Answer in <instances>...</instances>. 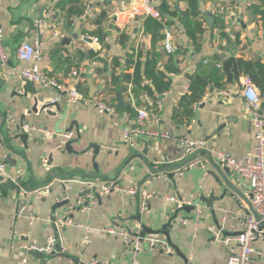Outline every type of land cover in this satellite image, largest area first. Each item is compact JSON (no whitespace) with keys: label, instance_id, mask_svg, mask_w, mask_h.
I'll use <instances>...</instances> for the list:
<instances>
[{"label":"crops","instance_id":"crops-1","mask_svg":"<svg viewBox=\"0 0 264 264\" xmlns=\"http://www.w3.org/2000/svg\"><path fill=\"white\" fill-rule=\"evenodd\" d=\"M51 1L57 10L52 28L41 38L40 66L64 84H69L71 71L77 70L76 88L82 98L70 104L62 93L27 82L16 71L23 66L15 57L16 47L21 41L34 37L33 22L41 19L40 10ZM87 1L92 4L95 17L104 11L99 24L83 16L84 13L70 12L71 6L81 8ZM120 1L0 0L2 41L8 53L6 63L0 64V160L5 163L6 181L16 185L14 190L10 186L0 188V264H39L40 259L23 251L19 245L33 243L44 247L51 237L60 238V248L45 264H69L70 259L81 264H132L133 258L121 237L108 235L102 229L112 225L132 228L138 220L151 230L166 224L174 250L167 254L160 248H146L136 256L138 264H226L232 246L213 243L208 226H214L225 236L238 232L239 215L250 210L246 184L229 169L224 170L226 164L205 151L195 156L203 166L194 165L181 175L176 174L194 159V155L183 154L176 139L204 138L209 144L242 159L254 142L253 126L247 107L235 92L228 100H216L192 109L188 118L183 117L177 107L200 64L213 62L214 54L264 63V0H237L235 4L227 1V9L220 17L210 11L215 0H197L198 17L201 13L205 19L208 14L213 17L211 24L205 20L197 46L186 35L177 16L170 15L172 23L177 25L174 41L179 46L171 55L164 51L161 39L144 30L140 17L135 18L130 31L125 33L127 39L120 42V28L111 21V14ZM156 2L159 7L162 0ZM164 4L168 11L178 13L188 6L185 1L176 0H164ZM226 23L237 24L238 31L234 39H226L220 48V30ZM53 29L61 36H53ZM99 32L108 34L101 43L92 40ZM148 53L156 54L158 67L169 72L170 85L162 93L163 97L156 100L160 101L158 121L149 120L146 125L157 135L135 134L134 145H131L123 139V129L133 124L143 97L138 89L133 94L132 85L123 75L134 70L132 64H127L129 59L143 62ZM242 76L240 74L237 81L221 84L229 83L227 86L234 88ZM93 96L115 106L117 115L99 113L90 104ZM119 97L132 111L118 108ZM47 102L56 105L43 109L42 104ZM35 104L36 112L30 111ZM10 117L13 122L8 121ZM21 121L29 126L23 129L29 134L26 143L18 136L21 129L16 128ZM68 130L73 132L69 139L72 140L71 153L60 148L61 138L56 136ZM164 132L170 136L162 137L160 134ZM91 144L98 146L95 155ZM42 160H46L45 166ZM153 173L160 176L148 180ZM85 178L117 180L125 187L145 190L152 194L148 209L140 214V219L135 218L136 197L116 191L100 195L89 209H76L80 181ZM49 184L47 193L40 197L34 194L17 197L19 189L32 191ZM169 196L199 203L203 213L199 222L193 221V211H180L173 216L170 210L174 204L167 199ZM61 199L69 202L53 211V204ZM16 201L25 206L18 216ZM64 213L73 223L58 231L53 220ZM34 215L36 218L30 222ZM144 235L164 236L152 232ZM254 247L256 264H264V244L257 242ZM260 249L262 252L257 254Z\"/></svg>","mask_w":264,"mask_h":264},{"label":"built area","instance_id":"built-area-1","mask_svg":"<svg viewBox=\"0 0 264 264\" xmlns=\"http://www.w3.org/2000/svg\"><path fill=\"white\" fill-rule=\"evenodd\" d=\"M230 1L233 4L237 0H215L211 7V14L220 17L227 9L225 2ZM57 8L54 2H48L45 5L44 17L42 19H35L33 27L35 28V35L33 38L21 41L15 50V57L23 64L19 69L16 68L19 76L27 82L39 83L45 87L52 88L58 93H62L67 103H73L82 98V95L76 88L78 72L73 69L70 73L69 84L59 82L56 78L48 75L41 69L40 60L42 52V36L47 29L52 28L55 19ZM91 18L95 17L93 7L90 1L86 2L84 15ZM151 16L154 18H161L165 23L162 28L161 44L166 54H175L178 50V45L174 41L175 33L177 32V25L168 23L171 19L162 15L156 0H121L117 8L111 14V21L113 24L122 29L125 33L130 31V25L134 22L136 17L144 18ZM206 25V22H204ZM224 32L227 39H234L235 32L238 31V25L235 23H226L221 26L220 32ZM53 36L59 37L61 33L57 30H52ZM3 31L0 26V64H5L7 61L8 53L2 41ZM92 40L97 42V38L93 37ZM226 38H220L219 45L224 44ZM206 62V61H205ZM188 90V86L185 88ZM18 92H21L18 90ZM237 93L243 100L248 110L249 121L253 126L254 142L249 150H247L242 159L235 158L230 152L219 149L208 143L204 138H190L178 137L177 143L182 150L183 154L194 155V159L182 166L176 174L181 175L183 171L194 165H202L203 162L195 156L202 151H205L215 160H218L229 168V170L239 179L246 184V195L249 200L250 210L241 213L238 218L239 229L238 232L231 235H222L220 231L215 229L214 226L209 225L208 230L212 233L211 241L213 243H221L226 247L232 246L229 249L226 264H256V250L254 244L261 242L264 244V105L263 97L260 95L259 89L255 86L253 81L248 75L241 77L239 83H235L234 88L227 86L224 88H213L206 91L201 100L192 105V109L199 106L216 101L228 100L232 93ZM129 98L132 100L133 95L131 91L128 93ZM160 101H153L147 94H143V104L136 109V117L132 125H128L123 129V139L129 144L134 145L133 136L135 134L157 135L148 130L146 125L149 120L158 121ZM90 104L94 106L99 113H106L111 116L117 115L115 106L100 100L97 96L90 99ZM8 121L13 122V118ZM27 124L22 125V129H28ZM41 130V129H40ZM43 130V129H42ZM53 134H49L52 136ZM73 135L72 131H63L56 133V136L61 138L60 148H64L67 140ZM162 137H169L168 132L160 134ZM43 166L46 165V160H42ZM5 163L0 160V178L6 181L5 177ZM160 176V173H153L149 175L148 180H152ZM80 197L78 206L84 210L89 209L90 206L96 202V198L100 195L109 192H127L132 197L137 199L138 213L148 209V200L152 196L151 193L143 190L140 191L136 188L125 187L117 180H100L98 178H85L80 181ZM49 185H42L32 191L26 189H19L17 197L20 199L27 194H34L40 197L47 193ZM167 199L173 202L174 206L170 210L173 213L175 210L181 208L184 204H192L190 200H179L176 196H169ZM62 200V199H61ZM17 202V201H16ZM194 203V202H193ZM16 215H20L25 206L23 203L20 205L16 203ZM195 209L193 210V221L198 223L202 218V208L199 203L195 202ZM36 216L30 217V222ZM56 230H62L65 226L73 223L68 214L64 213L60 217L53 220ZM184 223V220H182ZM77 225H81L78 224ZM108 235H117L121 237L123 244L126 246L130 256H132V264H138L136 256L146 248H160L167 254L174 252L173 248L165 240L162 235H142V224L136 221L132 228L119 227L112 225L102 229ZM86 237V236H85ZM60 238L51 237L49 242L44 246H38L33 243H24L19 245L23 251L41 250L45 253L51 252L55 246L59 247ZM261 249L257 251L260 254ZM23 262L26 259H22ZM69 264H81L73 259L69 260Z\"/></svg>","mask_w":264,"mask_h":264},{"label":"trees","instance_id":"trees-1","mask_svg":"<svg viewBox=\"0 0 264 264\" xmlns=\"http://www.w3.org/2000/svg\"><path fill=\"white\" fill-rule=\"evenodd\" d=\"M185 1L187 3V8L180 11H168L167 5L164 4V0L159 5V9L162 12V15H165L167 18H171L168 23L172 22L173 15L177 16L179 22L183 26L186 35L191 39L192 43L196 44L200 39L203 29L205 16L201 13L197 0H176ZM85 5L81 4V8L70 7V12H75L79 15L84 13ZM78 9V10H77ZM264 18V10L262 11ZM171 15V16H170ZM105 16L104 11L100 12L94 21L100 23L102 18ZM165 22L161 18H154L151 16H146L143 18V27L144 30L150 31L154 38H162V32L160 31L163 28ZM264 23V22H263ZM264 26V25H263ZM119 29V28H118ZM120 32V42H124L127 39L125 32L122 29H119ZM106 32L96 33L97 42H102L107 37ZM221 38H226L227 36L224 32H220ZM222 48V45L219 46ZM213 62L208 61L207 65L200 64L199 70L196 72L194 77L190 80L188 91H186L180 99L177 110L181 111L183 117L188 118L192 114V105L197 103L206 91H210L213 88H224L227 87V84L222 86L221 82H234L238 80L240 74L248 75L255 86L259 89L260 95L264 99V63L260 60H246L242 57L230 56L227 58H221L217 54L212 56ZM221 60V61H219ZM158 57L156 54L148 53L146 59L141 62L139 59L133 61L129 59L127 64H132L134 70L132 73H125L123 78L130 82L132 85L131 91L135 95L136 89L142 91L143 94H147L153 101L158 100V97L162 95L165 90H168L170 85V77L168 73L158 67ZM214 61L216 64H214ZM203 62V60L201 61ZM114 65H118V62H114ZM171 69H174L171 67ZM208 88V89H207ZM207 89V90H206ZM141 97V98H142ZM264 105V102H263ZM127 108V107H126ZM180 109V110H179ZM177 110L175 114H177ZM127 111H132V108L128 106Z\"/></svg>","mask_w":264,"mask_h":264},{"label":"water","instance_id":"water-1","mask_svg":"<svg viewBox=\"0 0 264 264\" xmlns=\"http://www.w3.org/2000/svg\"><path fill=\"white\" fill-rule=\"evenodd\" d=\"M45 9V6L42 7V9L40 10V18L42 19L43 18V11ZM206 19L207 21L211 24L212 21H213V17L211 15H206ZM65 40L68 39V38H64ZM88 40H91L90 38ZM68 41V40H67ZM163 97V95H160L158 98L161 99ZM51 105H56L54 102H50V103H45V104H42V108L43 109H46L47 107L51 106ZM117 106L119 109H125L126 108V104L124 103V100L122 97H119L118 98V102H117ZM57 110H59V108L57 107ZM32 112H36V104L35 106H33L31 108ZM23 121H21L18 125H17V129L20 130L21 129V132L20 134L18 135L19 138L22 140L23 143H26L28 137H29V134L27 133V131H24L22 129V125H23ZM71 143H72V140H67L65 145H64V150L71 153L73 150H72V146H71ZM92 148H93V153L94 155L97 153L98 151V146L96 144H91ZM229 168L228 167H225L224 170H228ZM171 178V177H170ZM4 186H10V189L14 190L16 188V185L12 183V181H4L2 180V178H0V188H3ZM64 186V185H63ZM69 202L68 199H64V200H59V201H56L53 206H52V210L54 211L56 208H60L61 206H64L66 205L67 203ZM195 203V202H194ZM194 203L192 204H184L181 208L175 210L173 212V216H176L178 214V212L180 211H188V212H191L195 209V205ZM79 209L80 207L77 206L76 209ZM135 218H138L140 219V214L138 213V210H137V207H136V214L134 216ZM166 226V224H165ZM165 226H162L160 229H157V230H151L150 228H146L144 225H142V232L141 234L144 235V233H154V234H163L167 240V242L169 243V245H172L171 243V240L169 238V234H168V231L165 230ZM58 252V246L56 245L55 246V249H53L51 252L49 253H45L41 250H29L28 253L31 254L32 256H34L35 258H38L40 259V262L39 264H45L49 258V256H52V255H56ZM185 261H186V258H184Z\"/></svg>","mask_w":264,"mask_h":264},{"label":"rangeland","instance_id":"rangeland-1","mask_svg":"<svg viewBox=\"0 0 264 264\" xmlns=\"http://www.w3.org/2000/svg\"><path fill=\"white\" fill-rule=\"evenodd\" d=\"M55 233H56V230H55ZM55 235H57V234H55Z\"/></svg>","mask_w":264,"mask_h":264}]
</instances>
